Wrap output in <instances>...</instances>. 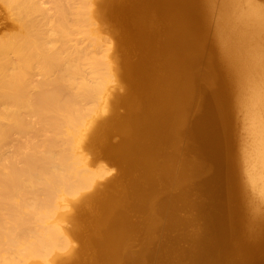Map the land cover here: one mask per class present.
I'll list each match as a JSON object with an SVG mask.
<instances>
[{
	"label": "bare ground",
	"instance_id": "1",
	"mask_svg": "<svg viewBox=\"0 0 264 264\" xmlns=\"http://www.w3.org/2000/svg\"><path fill=\"white\" fill-rule=\"evenodd\" d=\"M0 2L24 30L0 41V264H154L161 232L174 240L199 215L180 217L179 205H205L188 187L209 189L214 179L190 152L223 148L227 164L214 171L226 181L229 218L186 232L187 245H168L161 264L264 263V0ZM101 20L121 27L119 52ZM33 90L42 93L38 113L10 121L15 95L35 99ZM215 108L223 144L208 121ZM82 144L116 174L83 168ZM163 149L170 163L157 160ZM66 217L77 245L58 226Z\"/></svg>",
	"mask_w": 264,
	"mask_h": 264
},
{
	"label": "rangeland",
	"instance_id": "2",
	"mask_svg": "<svg viewBox=\"0 0 264 264\" xmlns=\"http://www.w3.org/2000/svg\"><path fill=\"white\" fill-rule=\"evenodd\" d=\"M0 4H1V2H0ZM3 6V7H2ZM48 6L49 7H53L52 6V4H48ZM4 7H6V6H4L3 4H1L0 5V15L2 16V18H0V23L2 24H0V41H2L3 40V38L5 37H8V34H9V36H11V35H16V34H21V33H23L24 32V30L23 29H21L17 24H14V20H13V17H10L9 15H8V10L6 9V8H4ZM54 8V7H53ZM216 13H217V11L215 12V15H213V19H212V21H211V27H209L208 28V31H207V33H206V37H205V46H208V47H205V49H207L208 50V48H210V46H211V44H212V42L214 41V33H215V28H214V26H215V22H216V17H217V15H216ZM0 16V17H1ZM6 16V17H5ZM10 17V18H9ZM6 18V19H5ZM3 19V20H2ZM2 21H4L5 23H3ZM104 20H101V26H102V28H103V30H106V31H104V34L106 35V36H109L112 40H113V45H114V48H115V50L116 51H118V48H117V44L119 45V44H121V41H119L120 39H119V37H118V34L121 32V27L118 25V23H117V21H115V20H105V22H107V23H105V22H103ZM14 24V25H13ZM104 25V26H103ZM15 26L19 29H17V28H15ZM106 27V28H105ZM111 27V28H110ZM40 29V30H39ZM38 30H33V31H35V32H37V34L39 35V33H40V35H42V34H46L45 33V30H44V28H39ZM44 31H43V30ZM110 29V30H109ZM16 30H17V32L18 33H16ZM111 30H113V31H111ZM11 31V32H10ZM11 33V34H10ZM15 33V34H14ZM115 33V34H114ZM6 35V36H5ZM112 35H113V37H112ZM4 38V39H5ZM53 45L55 44V43H52ZM118 47H120V45L118 46ZM115 51V52H116ZM206 51V50H205ZM119 52V51H118ZM207 53L209 52V50L208 51H206ZM116 54V53H115ZM206 57V56H205ZM118 60V61H117ZM114 63H115V66H117V64L119 63V59H117ZM119 65V64H118ZM36 71H37V69H35ZM35 70H34V72H35ZM121 72V71H120ZM118 74H119V71H118ZM121 74V73H120ZM125 83H122V85H124ZM33 91H35L36 92V94H34L32 91V93H30V95L33 97V96H38V97H34L35 99H31V100H24V94H22L23 92H19V93H17V94H19V95H15L16 97H15V104L17 103V102H19V103H17L16 105L15 104H13V105H15V106H13L10 110L12 111V114L11 115H13V116H10V121H20V120H23V119H29L28 117H32L33 115H34V113H38V109L40 108V107H38V106H40V104H38V105H36V103H38V102H36V99L37 100H39V98L42 96L41 94L42 93H40L39 95L37 94V93H39L40 91L38 90V92H37V90H33ZM26 91H24V93H25ZM29 92V91H28ZM28 92H27V94H28ZM22 94V95H21ZM21 95V96H20ZM26 95V94H25ZM41 95V96H40ZM22 97V98H21ZM25 97H27V96H25ZM16 98H19L20 100H18V99H16ZM28 99H30V97H28ZM27 103H26V102ZM22 102H25V103H22ZM20 103H22V104H20ZM31 105V104H35L36 106H29V104ZM24 104H27V105H25L24 107L22 106V105H24ZM21 105V106H20ZM16 106H17V109H16ZM27 106V107H26ZM30 107H32V108H30ZM34 107V108H33ZM35 107H37V108H35ZM23 108V109H22ZM29 108V109H28ZM20 109V110H19ZM37 109V110H36ZM195 109H196V107H195ZM26 110H27V112H26ZM32 112H31V111ZM120 110H122V108H120ZM215 112L214 113H212V112H210L209 113V117H208V121L210 122V118H213V120L215 119V125L213 126L214 128H215V131L213 130V134H214V136H215V140H216V138L218 139V144H223L225 141H226V139H224V140H222V132H223V127H222V125H223V122H220V121H222V120H220V118H219V111L217 110V108H215ZM17 111V112H16ZM21 111V112H20ZM33 111H34V113H33ZM23 112L25 113V114H23ZM15 113V114H14ZM21 113H22V115H21ZM29 113V114H28ZM30 113H32V114H30ZM16 114H18V115H20V117L19 116H17ZM194 114H195V112H194ZM16 115V116H15ZM29 115V116H28ZM13 117V119H11ZM15 117L16 118H20V119H15ZM192 118H193V116H192ZM213 122V121H212ZM194 129V128H193ZM190 136V138L192 139V141L193 140H195L192 136H193V134H192V136L191 135H189ZM119 135H115V136H113V141L115 142L117 139H119ZM196 141V140H195ZM210 143H211V141H212V139L210 138ZM196 143H198L197 141H196ZM83 145V147H79V148H82V151H84V152H82V151H80V152H78L79 153V156L80 157H85L84 158V161H83V158H82V167L83 168H86V169H88L91 173H92V175H96V176H98L99 174H101L103 171L106 173V175L109 173V171H111L110 173L111 174H113L112 173V171L113 172H115V170H117L118 168L112 163V161H111V159H109L106 155L105 156H102L103 154L101 153L100 154V152L99 151H97V150H95V149H92V150H89V148L91 149V147H90V145L87 147V145L86 146H84L85 144H82ZM225 146V145H224ZM204 148H206L205 147V145L203 146ZM78 148V149H79ZM85 148V149H84ZM87 148V149H86ZM226 148V147H225ZM84 149V150H83ZM79 150H81V149H79ZM78 150V151H79ZM227 149H222L221 150V152H219V153H217L216 155L215 154H210L209 155V153H206L205 151H204V149H202V151L203 152H201V153H194L193 151H191L190 153V155H189V157H190V159H193V160H195V159H197V160H206V162L209 164V165H207V167H206V170H205V172H204V175L205 176H209V174L210 173H212L213 172V174H214V179L212 180L211 178H210V181H208V182H210V185H203V186H206V187H209V189H202V191H198L197 189H199V188H197V187H192V186H189L188 188V190L190 191V193H189V198H190V200H192L193 202L198 198V200H204V204L205 205H203L202 206V208L201 209H197L194 205H189V206H186V207H184V206H182V205H179V207H180V210H179V212H177V214L180 216V217H185V218H192V216H193V218H195L194 216H196L197 215V213H199V215L197 216V218H196V222L195 223H193V224H190L189 226H187V227H185V230L184 231H178L177 232V234L176 233H174L173 234V236H175V239L174 240H172V238H170V236L168 237V241H167V234L165 233V234H163L162 232H161V235L159 236L160 238L157 240V242H158V245H157V248H156V251H154L153 253H155L154 254V258H155V263L154 264H161L162 262H161V254H162V252H164V250H165V248L166 247H168V245H175L177 242H179V244H178V246L180 245V248H183L185 245H187V240L189 239V238H186L185 237V234H186V232H192L193 230H194V228L196 229V228H200V226H206V225H211L212 227H213V224L212 223H215L214 224V226L216 225L217 226V222H222V221H224V220H226L227 221V218H229V216H228V214H226L227 212H226V209H228V207L230 206V204H231V202H229V199H230V197L228 196L229 194H228V191H227V186H226V181H225V178L224 177H220V178H217L216 179V177H215V175H216V173H215V171L214 170H221V169H224L223 167H224V165H226L227 164V160L228 159H226V151ZM86 151V152H85ZM164 151H166V150H162V152H161V150H160V153L158 154V156H157V160L159 161V162H164V163H170L168 160V162H166V160H165V155H166V153H164ZM224 151V152H223ZM82 152V153H81ZM89 152V153H88ZM92 154H91V153ZM80 153H81V155H80ZM96 153V154H95ZM99 155H98V154ZM86 154V155H85ZM91 154V155H90ZM192 154L194 155V156H192ZM98 155V156H97ZM179 155L180 156H178L179 158H178V161L180 162L181 160H183V159H185L184 157L187 155V150H181V152L179 153ZM89 156H90V158H89ZM97 156V157H96ZM160 156V157H159ZM163 157V158H162ZM162 158V159H161ZM87 160V161H86ZM164 160V161H163ZM91 164H90V163ZM94 162V163H93ZM84 163H85V165H84ZM89 164V165H88ZM212 164L214 165V168H212L211 166H212ZM90 166V167H89ZM114 169V170H113ZM99 171V172H98ZM175 172V176L176 175H178V172L176 173V171H174ZM116 173H114L113 175H115ZM207 174V175H206ZM112 175V176H113ZM177 177V176H176ZM109 178H111V176H108V177H105L103 180H101L100 181V183H101V185H105V180H107V179H109ZM196 179H200V178H196ZM212 180V181H211ZM199 184V183H198ZM197 184V185H198ZM212 184V185H211ZM101 185H100V187H101ZM198 187H202L201 185H198ZM101 189V188H100ZM178 189V187H176V184H175V187H172V192L174 193L176 190ZM211 191H213V195H212V192ZM210 193H211V197H209V196H207V195H210ZM65 197V196H64ZM63 197V199L65 200V201H68V202H66V204L64 205V207L62 208V211L64 210V211H68V213H70V211H71V208H72V203H70L71 201H73V198H72V196L70 195V196H67V198H68V200L66 199V197L64 198ZM202 198V199H201ZM70 201V202H69ZM182 208H183V210H182ZM189 209V210H188ZM68 213H67V215H68ZM220 213V214H219ZM168 214L167 213H161V216L162 217H164V222H167V218H166V216H167ZM207 216V217H206ZM213 217H215V219L213 218ZM210 218V219H209ZM209 221H210V223H209ZM215 221V222H214ZM57 221H55L54 222V224L56 223ZM59 225L58 226H60V227H62V229H65L64 231L66 232V234L68 235V237L72 240V243L73 244H79V241L77 240V239H75L74 237H73V235L71 234V233H69L70 231H68V230H70V229H72V226L73 225H71L72 224V222H71V218H69V217H66V219H64L63 221H61V222H57ZM56 223V224H57ZM230 224V223H229ZM71 226V227H70ZM231 227V225H228V227L226 228V232L228 233V230H230V227ZM214 228V227H213ZM217 228H218V226H217ZM217 228H215V229H217ZM213 229H211V231H212ZM226 232H225V234H226ZM71 234V235H70ZM217 234H219V232L218 233H216V231H212V233L209 235V237L211 238V240L213 241V237L215 236V235H217ZM184 235V236H183ZM188 234H186V236H187ZM177 237V238H176ZM215 238V237H214ZM230 238H232V237H230V235L228 234L226 237L224 236L223 237V240H225V241H223L222 239H220V241H223V242H225V245H226V243H230V241H232ZM248 238V239H247ZM216 239V238H215ZM218 239V238H217ZM250 238H249V236H246L244 239L242 238L241 240H240V242L241 241H243V240H249ZM222 242V244L223 245H221V246H223L224 247V243ZM236 241H233V243H235ZM219 243V246H220V242H218ZM165 244H167L166 246H165ZM164 246V247H163ZM172 246V247H173ZM216 247H217V250H216ZM174 248V247H173ZM180 248H179V250H178V252H180ZM213 248V249H212ZM219 250V247L217 246V244H215L213 247H209L208 248V250H207V255L209 256V255H212L214 252H216V251H218ZM212 251H214V252H212ZM173 252H177V251H175V249L174 250H171L170 251V257H174V256H176L175 255V253L173 254ZM209 252V253H208ZM211 252V253H210ZM60 255H62V254H60ZM214 255V254H213ZM212 255V256H213ZM71 256H74V255H71ZM232 256V255H231ZM233 256H235V255H233ZM66 257H68V256H66ZM70 257V256H69ZM213 258V257H212ZM183 262H186V260H184ZM37 263H39V264H45V263H43L42 261H39V262H37ZM172 263V262H171ZM259 264H261V263H259ZM262 264H264V263H262Z\"/></svg>",
	"mask_w": 264,
	"mask_h": 264
}]
</instances>
